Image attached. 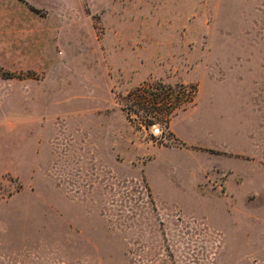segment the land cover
Listing matches in <instances>:
<instances>
[{
  "label": "rangeland",
  "instance_id": "374dc122",
  "mask_svg": "<svg viewBox=\"0 0 264 264\" xmlns=\"http://www.w3.org/2000/svg\"><path fill=\"white\" fill-rule=\"evenodd\" d=\"M0 264H264V0H0Z\"/></svg>",
  "mask_w": 264,
  "mask_h": 264
},
{
  "label": "trees",
  "instance_id": "16d2710c",
  "mask_svg": "<svg viewBox=\"0 0 264 264\" xmlns=\"http://www.w3.org/2000/svg\"><path fill=\"white\" fill-rule=\"evenodd\" d=\"M32 9L36 10L33 7ZM172 90V85L163 82L140 86L127 94L126 99L129 104L124 107V110L130 118L132 113L137 116L141 115L142 122L146 127L159 122L168 123L178 106L182 104L175 102L174 95L171 94ZM181 97V94L177 96V100H181Z\"/></svg>",
  "mask_w": 264,
  "mask_h": 264
},
{
  "label": "crops",
  "instance_id": "0c3cea01",
  "mask_svg": "<svg viewBox=\"0 0 264 264\" xmlns=\"http://www.w3.org/2000/svg\"><path fill=\"white\" fill-rule=\"evenodd\" d=\"M45 94H46V93H45ZM45 94H44V95H45Z\"/></svg>",
  "mask_w": 264,
  "mask_h": 264
}]
</instances>
